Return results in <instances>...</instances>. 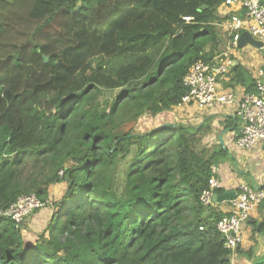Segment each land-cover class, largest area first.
Segmentation results:
<instances>
[{"label": "trees", "instance_id": "1", "mask_svg": "<svg viewBox=\"0 0 264 264\" xmlns=\"http://www.w3.org/2000/svg\"><path fill=\"white\" fill-rule=\"evenodd\" d=\"M223 1L0 0V264H230L222 214L199 201L227 151L204 146L203 127L133 131L177 107L190 67L212 60ZM60 183L27 244L2 213Z\"/></svg>", "mask_w": 264, "mask_h": 264}, {"label": "built area", "instance_id": "2", "mask_svg": "<svg viewBox=\"0 0 264 264\" xmlns=\"http://www.w3.org/2000/svg\"><path fill=\"white\" fill-rule=\"evenodd\" d=\"M225 6H236L242 15H230L228 32L230 36L229 48H238L239 37L242 33L249 34L254 40L262 44L264 51V0H224ZM189 22L190 18H183ZM264 54V53H263ZM231 58L224 56L209 62L198 61L193 64L182 78L186 89L180 104L177 107H195L205 110L215 105L231 107L236 103L232 92L220 90V83L229 74L233 67ZM255 81V91L246 93L237 102L235 117L239 118L242 126L234 135L238 148L251 149L260 145L264 149V55L262 67ZM217 168H212L213 177L208 181L199 201L204 207H213L215 190L221 189L216 178ZM264 202V190L241 184L234 199L226 202L229 211L223 214L216 222L215 228L223 239L224 249L231 254L242 242V228L250 218L251 213ZM48 205L34 194L19 197L9 208L2 213L21 228L25 220L38 210ZM202 230V228H200Z\"/></svg>", "mask_w": 264, "mask_h": 264}, {"label": "crops", "instance_id": "3", "mask_svg": "<svg viewBox=\"0 0 264 264\" xmlns=\"http://www.w3.org/2000/svg\"><path fill=\"white\" fill-rule=\"evenodd\" d=\"M242 15V12L236 6H225L223 3L215 10L216 17L220 20L214 23L217 33V47L213 51L212 60L222 59L227 56L232 59L233 66H240L244 68L253 81L256 79L259 70L262 67L263 49L258 46L256 40H249L246 37H239L238 48L233 50L229 48L230 36L227 28L228 19L230 15ZM259 43V42H258ZM233 74L230 70L229 74L220 83V90L224 92H232L235 95L236 103L231 107L215 105L212 108L205 110H197L195 107H174L171 111H185L189 113L188 120L183 122L191 127H203L206 135L203 138L204 146L208 148L218 149L219 147L226 150L228 153V160L218 165L216 178L221 184V189L224 191L235 190L241 184H247L251 187L264 190V149L260 146H254L251 149L238 148L234 141V135L238 132V123L235 118V111L237 109V102L246 94L245 88L241 85L235 84L232 81ZM166 112L155 118L161 124L154 127H161L170 123V121H162L163 117L168 116ZM194 115V118H193ZM170 116V114H169ZM233 120V124L227 120ZM226 122L224 126L222 123ZM237 126V129L235 127ZM65 185L66 189V184ZM65 193V191H64ZM63 193V194H64ZM63 194L55 200L51 199V194L48 191L47 201H58ZM50 195V197H49ZM58 199V200H57ZM216 212L227 214L229 211L226 202L214 204ZM49 215V221L52 217V210L44 208L38 212L33 213L30 218H37V222L44 216ZM264 219V204L254 210L246 224L242 228V242L237 249L230 255V264H253L255 260L264 256V236L258 233L256 225ZM22 237L27 244L34 245L36 238L32 241L26 240L25 235L29 234L21 231Z\"/></svg>", "mask_w": 264, "mask_h": 264}, {"label": "rangeland", "instance_id": "4", "mask_svg": "<svg viewBox=\"0 0 264 264\" xmlns=\"http://www.w3.org/2000/svg\"><path fill=\"white\" fill-rule=\"evenodd\" d=\"M117 93H118V91L108 92L103 97H101L100 100H101L102 105L106 101L110 102L114 96H117ZM171 112H173V113H169L170 116L168 114V116L163 117L162 121L166 122V120H167V121H170V123L172 122L174 124H185L183 122H185L189 119L188 118L189 113H187L185 111L177 110V111H171ZM193 118H194V115H193ZM235 118L237 120L238 129H239V127L242 126V122L239 118H237V117H235ZM158 124H161V123L158 121L156 122V121L152 120V118H150V117H143L134 125L133 131L136 134H141V133H144L146 131L152 130L153 128H155L154 126L158 125ZM223 124H224V126L227 125L226 122L222 123V125ZM235 129H237V126L235 127ZM65 190H66L65 185L63 183L52 185L48 189V191L51 194L52 200H55V198H59L64 193ZM49 197H50V195H49ZM52 200L48 201V203L49 202L55 203ZM45 208H48V207H45ZM51 210H52V208H51ZM208 213H210V211H208L207 214ZM27 219L23 223V225L21 227L22 228L21 231H23V232L25 231L26 233H29L28 235L27 234L25 235V233H24V236H25L26 240L32 241L31 243H33V239L37 238L40 234H44L46 232L45 228L47 227V224L49 223V215L44 216V218H41L40 221H38V222L36 220L37 219L36 217L33 219L30 218L29 220H27Z\"/></svg>", "mask_w": 264, "mask_h": 264}, {"label": "water", "instance_id": "5", "mask_svg": "<svg viewBox=\"0 0 264 264\" xmlns=\"http://www.w3.org/2000/svg\"><path fill=\"white\" fill-rule=\"evenodd\" d=\"M247 38L249 40H253V38L247 34V33H242L241 38ZM254 41V40H253ZM258 46L262 47L261 43L255 42ZM236 197V191L235 190H229V191H225L223 194H214L213 195V203L214 204H220V203H224V202H228L231 199H234Z\"/></svg>", "mask_w": 264, "mask_h": 264}]
</instances>
